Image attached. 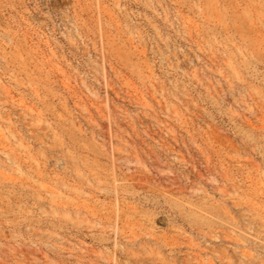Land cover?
<instances>
[{"label":"rangeland","instance_id":"374dc122","mask_svg":"<svg viewBox=\"0 0 264 264\" xmlns=\"http://www.w3.org/2000/svg\"><path fill=\"white\" fill-rule=\"evenodd\" d=\"M0 264H264V0H0Z\"/></svg>","mask_w":264,"mask_h":264}]
</instances>
